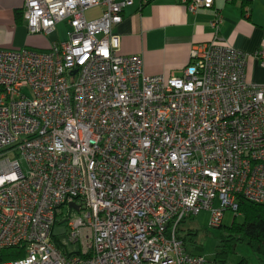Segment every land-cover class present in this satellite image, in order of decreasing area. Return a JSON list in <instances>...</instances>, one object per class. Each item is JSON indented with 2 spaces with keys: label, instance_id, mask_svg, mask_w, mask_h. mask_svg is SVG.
Wrapping results in <instances>:
<instances>
[{
  "label": "built area",
  "instance_id": "built-area-1",
  "mask_svg": "<svg viewBox=\"0 0 264 264\" xmlns=\"http://www.w3.org/2000/svg\"><path fill=\"white\" fill-rule=\"evenodd\" d=\"M147 3L153 0H141ZM190 13L214 0H174ZM132 0H25L46 49L0 48V264H205L180 226L264 203V84L213 39L150 75L113 29ZM94 10H99L97 14ZM264 68V48L253 54ZM66 230L54 228L62 210Z\"/></svg>",
  "mask_w": 264,
  "mask_h": 264
},
{
  "label": "crops",
  "instance_id": "crops-1",
  "mask_svg": "<svg viewBox=\"0 0 264 264\" xmlns=\"http://www.w3.org/2000/svg\"><path fill=\"white\" fill-rule=\"evenodd\" d=\"M25 0H0V48L36 46L46 49L50 42L63 41L50 36L29 34L23 20ZM99 10H94L97 14ZM221 23L219 42L250 56L247 80L264 84V68L253 54L264 48V0H214L209 7L190 13L174 0L143 3L132 0L123 11V20L113 29L120 38V53L141 55L143 68L150 75L181 76L189 62L193 45L213 39L210 23L214 13ZM32 48V49H33ZM257 264H260L257 258ZM264 264V260L263 263Z\"/></svg>",
  "mask_w": 264,
  "mask_h": 264
},
{
  "label": "trees",
  "instance_id": "trees-1",
  "mask_svg": "<svg viewBox=\"0 0 264 264\" xmlns=\"http://www.w3.org/2000/svg\"><path fill=\"white\" fill-rule=\"evenodd\" d=\"M240 221L235 217L230 226L222 225L219 229L223 231V238L216 246L214 261L205 264H223L227 257L235 253L239 244H245L258 256L260 264L264 260V203H253L245 200L239 201ZM194 232L189 231L186 236L181 237L184 243H192ZM192 253V252H191ZM21 256L15 249L0 251V261L13 260ZM238 264H244L240 261Z\"/></svg>",
  "mask_w": 264,
  "mask_h": 264
},
{
  "label": "rangeland",
  "instance_id": "rangeland-1",
  "mask_svg": "<svg viewBox=\"0 0 264 264\" xmlns=\"http://www.w3.org/2000/svg\"><path fill=\"white\" fill-rule=\"evenodd\" d=\"M66 27L61 24L57 27L56 32L50 35L52 40L59 37L60 40H65L66 38ZM34 36H39L38 34H34ZM43 39L46 37L40 35ZM40 43L42 42L41 39L39 40ZM37 42L36 46H29L28 48L38 47L40 44ZM43 43V42H42ZM41 45V44H40ZM24 48V47H19ZM35 49V48H33ZM38 49V48H36ZM40 49V48H39ZM67 210H62V215L58 216V222L62 221L60 224L56 225L54 228L55 233H62L66 230V223L63 222ZM209 212L203 211L199 213L197 216L185 220L181 226V233L183 236H186L189 231L194 232L192 237V243L190 244L187 242L185 244L188 251L192 252L193 254L201 256L206 262H213L214 261V253L216 246L219 244L221 239L223 238V231L222 229H211L208 226L209 220ZM237 221H240V217L236 218ZM233 221V215L231 212H226L224 215L223 225L228 227L231 225ZM258 256L255 255L251 249L246 246L245 244H239L236 247L235 253L231 254L227 257L225 263L223 264H238L240 261H244V264H257Z\"/></svg>",
  "mask_w": 264,
  "mask_h": 264
}]
</instances>
